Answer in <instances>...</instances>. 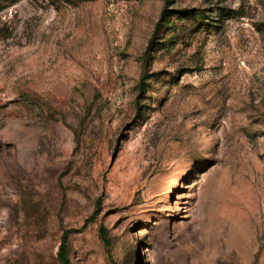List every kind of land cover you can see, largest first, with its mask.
<instances>
[{
	"label": "rangeland",
	"instance_id": "rangeland-1",
	"mask_svg": "<svg viewBox=\"0 0 264 264\" xmlns=\"http://www.w3.org/2000/svg\"><path fill=\"white\" fill-rule=\"evenodd\" d=\"M62 240L264 264V0H0V264Z\"/></svg>",
	"mask_w": 264,
	"mask_h": 264
},
{
	"label": "trees",
	"instance_id": "trees-1",
	"mask_svg": "<svg viewBox=\"0 0 264 264\" xmlns=\"http://www.w3.org/2000/svg\"><path fill=\"white\" fill-rule=\"evenodd\" d=\"M100 231L102 233V236L105 237L104 228H100ZM57 260H58V264H69L68 250L65 244V240H62L61 242V245L58 251Z\"/></svg>",
	"mask_w": 264,
	"mask_h": 264
}]
</instances>
